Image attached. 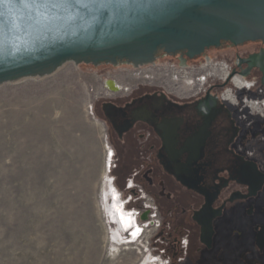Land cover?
I'll return each instance as SVG.
<instances>
[{
	"label": "rangeland",
	"instance_id": "1",
	"mask_svg": "<svg viewBox=\"0 0 264 264\" xmlns=\"http://www.w3.org/2000/svg\"><path fill=\"white\" fill-rule=\"evenodd\" d=\"M220 47L205 54L228 65L243 50ZM158 61L152 79L147 66L66 61L44 77L0 84V264H197L180 247L185 231L151 195L130 194L132 168L111 171L110 130L95 110L138 84L178 97L221 90L201 80L212 71L199 68L202 56L186 69L176 56ZM108 79L119 90H108ZM144 204L156 217L146 212L139 226L126 212Z\"/></svg>",
	"mask_w": 264,
	"mask_h": 264
},
{
	"label": "water",
	"instance_id": "2",
	"mask_svg": "<svg viewBox=\"0 0 264 264\" xmlns=\"http://www.w3.org/2000/svg\"><path fill=\"white\" fill-rule=\"evenodd\" d=\"M44 3L45 0H9L0 4V84L50 74L66 61L138 66L152 62L162 51L173 56L184 54L181 58L185 62L203 55L206 48L219 47L222 41L239 44L264 40V0ZM259 67L264 72V64ZM162 98L165 100L164 93L159 100ZM141 102L115 110L111 115L115 117V128L116 120L122 117L124 125L119 133L138 119L151 123L162 138L158 156L163 167L185 187L205 193L207 174L214 167L203 153L204 144L212 121L220 113L229 114V109L207 92L195 103L202 124L183 138L185 132L182 134L178 115L169 108L155 107L156 101ZM232 128L233 137L236 127ZM208 208L210 205L205 204L193 219L201 225V241L210 246L214 215Z\"/></svg>",
	"mask_w": 264,
	"mask_h": 264
},
{
	"label": "flooded vegetation",
	"instance_id": "3",
	"mask_svg": "<svg viewBox=\"0 0 264 264\" xmlns=\"http://www.w3.org/2000/svg\"><path fill=\"white\" fill-rule=\"evenodd\" d=\"M220 46L242 48V51L233 55L232 71L245 72L248 77L255 79L257 85H262L264 72L259 65L264 64V40H248L239 44L222 41ZM162 54L160 51L158 56ZM181 55L178 53L174 56L179 58ZM182 56L185 57L184 54ZM191 60L187 59L188 62ZM121 64L134 67L130 63ZM110 83L115 88L110 89ZM106 87L113 92L119 90L115 80L106 81ZM162 93L165 94V100L162 98L161 102ZM202 97L173 96L165 89L138 84L124 95L96 101L95 110L110 130L109 141L114 149L113 152L107 146L111 171L113 167L132 168L135 182L145 188L144 191L151 195L159 210L171 217V222L175 221L178 228L185 231L188 238L185 252L195 260L194 263L264 264V161L246 157L236 150L237 141L245 144L250 131H242L230 110L229 114L223 112L217 115L209 127L210 135L205 141L203 153L212 160L214 169L207 174L205 193L185 187L163 167L158 156L162 138L151 123L138 119L121 133L118 129L124 125V118L116 120L118 128L112 123L111 115L115 110L139 104L141 100L156 101L155 107L169 108L171 113L182 119L184 138L202 124V115L195 109V103ZM232 125L236 127L233 137ZM108 167L109 163L107 170ZM205 204L210 205L207 211L214 215L210 246L201 241V225L193 219L194 213ZM148 208L153 206L148 204ZM190 248L195 249V252H190Z\"/></svg>",
	"mask_w": 264,
	"mask_h": 264
},
{
	"label": "built area",
	"instance_id": "4",
	"mask_svg": "<svg viewBox=\"0 0 264 264\" xmlns=\"http://www.w3.org/2000/svg\"><path fill=\"white\" fill-rule=\"evenodd\" d=\"M163 56L173 55L163 53L161 57ZM201 56L202 61H200L199 68L208 67L212 69V71H207L208 74L203 75L201 80L206 83L207 79L211 78L212 82L208 83V88L218 86L221 90L216 92L204 89L199 94H190L183 98L205 96L207 92L215 95L219 102L223 103L232 112L236 123L241 127L242 131H250L245 144L240 140L237 141L236 150L243 153L246 157H255L264 161V85H257L254 78L248 77L243 72L232 71L231 65L223 61H213L205 53ZM159 57L157 55L152 62L134 66V68L140 69L147 66L149 73L145 77L152 79L160 70ZM178 59L179 68L186 69L188 61L183 62L181 57ZM201 110L204 111V107H201ZM126 186L127 189L131 190L130 194H142L144 197L147 194L139 184L135 183L133 176L127 179ZM135 188L138 191H135ZM146 205L144 204L142 208L136 209L135 216H143L147 212L149 218L156 217V208L149 209ZM151 210H154V212L151 213ZM149 220L147 219L145 222L147 223ZM157 223L160 225L159 220ZM187 244L188 238L184 236L180 240V247L185 251Z\"/></svg>",
	"mask_w": 264,
	"mask_h": 264
},
{
	"label": "bare ground",
	"instance_id": "5",
	"mask_svg": "<svg viewBox=\"0 0 264 264\" xmlns=\"http://www.w3.org/2000/svg\"><path fill=\"white\" fill-rule=\"evenodd\" d=\"M58 68H59V67H58ZM58 68H57V69H58ZM57 69H56V70H57ZM54 71H55V70H54ZM54 71H52L51 73H53ZM51 73H50V74H51ZM46 75H49V74H46ZM46 75L44 74L43 76H35V77H44V76H46ZM183 82H184V81H183ZM190 83H191V82H190ZM108 85H109V84H108ZM108 87H110V89L115 88V87H112V84H111V83H110V86H108ZM176 93H177V92H176ZM146 206H147V208H148V204H147ZM126 214H127V215H133V216H135V213H134V212H131V211H130V212H126ZM146 216H147V215H146V213H145V214L143 215V218L145 219ZM139 231H140V230L137 229V230H136V233L138 234Z\"/></svg>",
	"mask_w": 264,
	"mask_h": 264
},
{
	"label": "snow or ice",
	"instance_id": "6",
	"mask_svg": "<svg viewBox=\"0 0 264 264\" xmlns=\"http://www.w3.org/2000/svg\"><path fill=\"white\" fill-rule=\"evenodd\" d=\"M37 2H40V0H37ZM7 3H9V0H0V4H7ZM44 6H46V0L44 3ZM53 6H56V5H53Z\"/></svg>",
	"mask_w": 264,
	"mask_h": 264
}]
</instances>
